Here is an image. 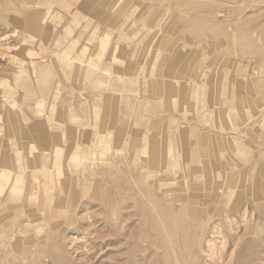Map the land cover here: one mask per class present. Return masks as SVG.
Returning <instances> with one entry per match:
<instances>
[{"label":"rangeland","instance_id":"374dc122","mask_svg":"<svg viewBox=\"0 0 264 264\" xmlns=\"http://www.w3.org/2000/svg\"><path fill=\"white\" fill-rule=\"evenodd\" d=\"M0 264H264V0H0Z\"/></svg>","mask_w":264,"mask_h":264}]
</instances>
